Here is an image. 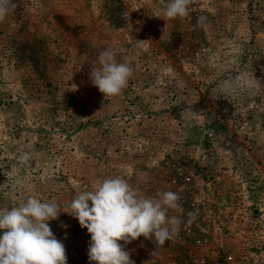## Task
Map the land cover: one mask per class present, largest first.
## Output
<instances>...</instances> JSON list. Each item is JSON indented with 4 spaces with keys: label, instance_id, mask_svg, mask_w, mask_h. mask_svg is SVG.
I'll use <instances>...</instances> for the list:
<instances>
[{
    "label": "rangeland",
    "instance_id": "1",
    "mask_svg": "<svg viewBox=\"0 0 264 264\" xmlns=\"http://www.w3.org/2000/svg\"><path fill=\"white\" fill-rule=\"evenodd\" d=\"M14 3L0 22V208L55 200L67 264H89L90 234L63 211L121 177L182 208L173 240L126 245L135 264H264V0H191L176 19L161 0ZM109 47L133 75L105 98L90 72ZM241 74L262 86L224 98Z\"/></svg>",
    "mask_w": 264,
    "mask_h": 264
},
{
    "label": "clouds",
    "instance_id": "2",
    "mask_svg": "<svg viewBox=\"0 0 264 264\" xmlns=\"http://www.w3.org/2000/svg\"><path fill=\"white\" fill-rule=\"evenodd\" d=\"M163 16L168 19L189 15L191 0H161ZM16 7L14 0H0V22ZM205 16L197 18V26H204ZM147 41H137V47ZM133 56L123 62L117 52L109 47L100 52L98 65L92 66V84L106 97H115L127 87L133 75ZM261 83L254 75L241 74L237 81L221 83V94L238 90L251 93ZM86 119V118H85ZM31 159L29 152L20 155L22 162ZM179 196L173 191L144 196L137 192L126 179L105 178L91 190L79 192L70 203L67 212L86 228L91 240L87 250L89 264H135L126 245L143 236L163 246L178 236L182 220L169 215L170 210L181 212ZM91 202V206L89 204ZM61 209L55 200L42 201L35 195L28 196L19 206L0 208V264H67L63 242L54 235L49 221L57 220ZM196 213L189 212L188 224ZM67 228V225H63ZM123 241V245L119 243Z\"/></svg>",
    "mask_w": 264,
    "mask_h": 264
},
{
    "label": "built area",
    "instance_id": "3",
    "mask_svg": "<svg viewBox=\"0 0 264 264\" xmlns=\"http://www.w3.org/2000/svg\"><path fill=\"white\" fill-rule=\"evenodd\" d=\"M231 259V258H230ZM232 264V263H231ZM234 264V263H233Z\"/></svg>",
    "mask_w": 264,
    "mask_h": 264
}]
</instances>
